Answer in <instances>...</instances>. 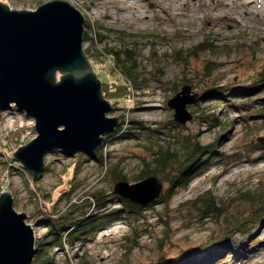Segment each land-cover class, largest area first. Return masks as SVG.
<instances>
[{
  "label": "rangeland",
  "instance_id": "1",
  "mask_svg": "<svg viewBox=\"0 0 264 264\" xmlns=\"http://www.w3.org/2000/svg\"><path fill=\"white\" fill-rule=\"evenodd\" d=\"M50 1L53 0H0L11 10L28 11ZM64 1L83 15L85 23L93 25V30L87 27V32L94 40L83 44V50L93 53L104 48H135L137 62L143 71L156 70L155 77L150 73L141 77L139 86L132 90L129 98L121 99L118 104L106 99L115 109L106 116L119 119L121 133L136 132L139 138L127 136L106 142L102 147L108 153L106 166L118 163L132 182L143 163L151 159L146 146L157 142L167 144L174 136L187 134L195 135L203 145L212 144L218 137L219 152L225 156L221 161L204 165L201 172L194 174L189 187L178 191L169 203L143 210L136 220H132V228L126 219H115L99 230L92 241L54 248L48 256L53 264H120L127 254L128 264H150L162 256L181 255L223 230L215 216L206 217L186 204L188 201L211 191L216 202L228 203L229 213L233 214L244 207L238 205L239 191L264 183L263 150L251 146L257 143L258 137H264V119H249L253 131L246 133L248 126L241 117L247 113L245 104H249V110L264 109V84L250 81L264 66V0H251L250 6L245 5L248 0ZM199 44L206 47L192 58L188 73H183L166 56ZM91 56L88 60L102 86L109 84L110 90H114V84L122 83L120 75L112 71L110 61L98 62ZM208 61L217 63L220 68L210 78L198 79L196 70H201ZM184 76L191 80L192 91L199 94L188 105V110L191 113L196 109L199 111L193 114L191 121L180 125L174 121V112L167 102L175 95L172 89L179 91L184 85ZM56 77L59 80L61 74ZM221 87L222 90L215 89V93L201 97L206 89ZM202 110L215 116L216 127L201 114ZM34 127V120L14 106L0 112V193L7 190L12 194L14 209L26 214V223L34 229L35 241L39 242L48 231L37 212L36 201L40 199L29 191L24 169L19 163L11 162L12 154L19 147L37 137ZM148 133L150 135H146ZM78 154H47L42 177L35 183L30 181L31 185L50 195L45 201L47 206L60 199L58 209L63 208L67 202L64 193L72 189L73 193L68 197L72 202L85 194L106 193L110 201L96 206L92 214L122 208L119 201L113 199V186L103 176L104 168ZM163 185L165 190L167 184ZM232 198L236 200L231 201ZM263 239L264 222L254 226L244 237L229 234L224 245L226 251L220 258L224 264H264ZM234 249L242 253L238 255ZM202 257L203 254H189L181 264L198 262Z\"/></svg>",
  "mask_w": 264,
  "mask_h": 264
},
{
  "label": "water",
  "instance_id": "2",
  "mask_svg": "<svg viewBox=\"0 0 264 264\" xmlns=\"http://www.w3.org/2000/svg\"><path fill=\"white\" fill-rule=\"evenodd\" d=\"M84 26L83 15L64 0L34 11L11 10L0 2V112L14 106L35 122L37 137L12 154L33 183L42 177L47 154L92 155L119 127L118 118L106 116L112 105L84 53ZM198 97L191 85H184L168 100L177 124L192 120L188 105ZM257 143L264 146V137ZM163 186L150 176L135 183L119 181L112 193L145 207L160 198ZM26 219L14 209L12 194L2 191L0 264L33 263L36 241Z\"/></svg>",
  "mask_w": 264,
  "mask_h": 264
},
{
  "label": "trees",
  "instance_id": "3",
  "mask_svg": "<svg viewBox=\"0 0 264 264\" xmlns=\"http://www.w3.org/2000/svg\"><path fill=\"white\" fill-rule=\"evenodd\" d=\"M87 27L92 29L93 25L85 23L83 44L89 42L92 43L94 40L89 36ZM205 47V44H199V46H195L190 50H175L171 54H166V56L173 60L182 69L183 73H188V70H191L192 58H196L198 52L203 51ZM84 53L88 56L87 58H89L90 54L93 55L91 58L98 62L104 60H106L105 62L110 61L112 71L119 74L122 78L121 84H114V90H110L109 84H104L102 86L104 98L109 101H114V104H118L121 99L129 98L130 93L133 92L132 90L137 89L139 86L140 79L145 73H150L154 77L156 76V70L153 72H146V70L143 71V68L137 62L138 53L135 48H123L119 50L114 48H104L102 51L95 50L93 53L89 50H84ZM262 67L263 68H261L259 73L257 72L258 74L255 77L250 78V81H253L254 83L259 82L262 83V85L264 84V66ZM219 68L220 66L217 65V63L208 61L203 65L201 70H196L197 78H203V80L208 79ZM190 82L191 80L184 76V85H191L193 89V85ZM215 89L222 90L223 88L206 89L204 92L205 95L203 94L201 97L215 93ZM172 90L174 94L178 92L177 88H173ZM240 106L241 107L235 105V107H238L239 109L244 108L243 105ZM245 106V111H247V113L243 114L241 117L246 121V125L248 126L246 128L247 133L253 131L252 123L249 119H264V109L249 110V104H245ZM114 110L115 109L112 108L111 111ZM198 111L199 110L196 109L192 114H196ZM205 112L206 111L202 110L201 114L206 119H209L210 123L214 122L212 127H216L217 119L215 116H210ZM121 119L123 122L125 119L124 116H122ZM175 127L177 128L178 126ZM121 129L122 128L119 127L114 133L106 135L103 143L94 154L87 155L84 153H77L86 161H95L100 167H102V169L104 168L103 176L111 181L112 186L119 181H129L123 170L119 168L118 163L113 164V166L110 167L105 165V163H107L108 153L104 152L102 149L103 145L110 140L123 139L127 138V136L139 139L136 132L125 131L121 133ZM146 135L150 134L148 133ZM173 139V141H167V144H160L157 142L154 145L150 144L149 146H146V150L150 153L151 159L150 161L143 163V168L134 176L132 182L135 183L147 177L156 176L163 184H167V188L163 190L159 199L145 207L138 206L130 201L112 195L113 199L119 201L122 208H115L109 212H105V209L98 212V214H92V209L96 206H101L107 201H110L107 200L106 193L97 191L85 194L77 201L72 202L71 199L68 198L73 193L72 189H69V191L64 193L67 202L63 208L58 209L60 199L53 202L51 206H47L45 201L50 199V195L42 192L39 188H36L35 185H31V180L27 173L23 172L27 183L31 185L28 187L29 191L34 192L36 197H39L40 199L39 202L36 201L38 207L37 212L40 220L46 224L48 229L41 241L36 242L35 244L36 251L32 264H53V261L48 256V253L51 250L54 248L63 249L64 247H72L76 243L84 244L90 242L96 237V233L99 230L104 229L112 220L126 219L132 228V220H136V216L143 210L156 204L169 203L178 191L186 190L189 187L194 174L197 171L201 172L204 165L221 161L225 156L219 152L218 137L209 145L201 144L199 139L192 134L174 136ZM251 146L254 148H261L263 150L262 153L264 154V146L261 144H251ZM248 148H250V146H248ZM206 153V157L200 159L201 156ZM11 162L15 164L16 161L11 159ZM11 162L9 166L12 170ZM237 199L239 200L238 203H240L238 205L240 207L244 206L243 208L241 207V209H245V211L247 210V213L242 212L241 209H239L240 212L237 210L235 213L230 214L228 203L221 202L218 204L211 191L202 196H198L194 200L188 201L186 204L200 210L206 217L211 218L215 216L220 224H222L223 230L219 231L218 234L209 237L208 240L200 243L195 248L189 249L187 252H182L181 255L179 254L172 258L162 256L160 259L150 264H181V260L189 254H203L200 261H191L192 264H224V260H221L220 257L223 255L224 251H226L224 245L227 242L229 234L231 236L239 234L244 237L251 233L254 226L264 222V183L260 182L251 189L240 190ZM235 200L236 198L231 199V201ZM133 230L135 231V228H133ZM124 239H131L132 242L134 241V239L129 237H125ZM131 248L132 245H130L128 249L130 250ZM234 253L239 255L242 252L234 249ZM126 255L127 254L124 256L125 259L122 258L120 264H128V258Z\"/></svg>",
  "mask_w": 264,
  "mask_h": 264
},
{
  "label": "bare ground",
  "instance_id": "4",
  "mask_svg": "<svg viewBox=\"0 0 264 264\" xmlns=\"http://www.w3.org/2000/svg\"><path fill=\"white\" fill-rule=\"evenodd\" d=\"M245 5H247V6H250V5H252V1L251 0H248V1H245ZM32 228V227H31ZM32 230H33V232H34V229L32 228ZM36 235V233L34 232V236ZM263 241H264V239H263Z\"/></svg>",
  "mask_w": 264,
  "mask_h": 264
}]
</instances>
